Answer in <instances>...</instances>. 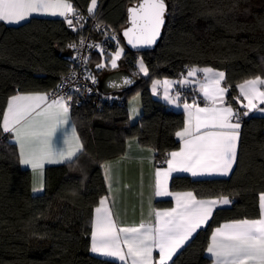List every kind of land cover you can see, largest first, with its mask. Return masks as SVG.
Here are the masks:
<instances>
[{
	"label": "trees",
	"instance_id": "1",
	"mask_svg": "<svg viewBox=\"0 0 264 264\" xmlns=\"http://www.w3.org/2000/svg\"><path fill=\"white\" fill-rule=\"evenodd\" d=\"M68 1L82 12L91 2ZM135 1L96 0L93 12L118 34L124 48L119 65L136 75V84L109 93L121 98V103H104L96 109L85 102L70 109L82 150L71 161L47 166L44 189L35 195L30 171L21 166L17 145L3 132L1 121L11 95L56 88L72 63L69 44L74 34L63 18L33 16L16 26L0 21V264H121L89 250L92 212L107 195L100 165L121 155L128 138L152 148L156 160L166 158L178 148L176 132L184 124V113L154 95L151 82L173 78L187 66L222 70L226 102L243 110L238 85L264 77V0H167L162 38L153 51L141 53L125 49L120 35L126 8ZM110 53H94L91 71L102 57L107 62ZM139 60L147 75L136 72ZM135 93L140 94L142 113L130 123L127 102ZM239 121L237 159L228 177L174 175L170 179L172 192L192 191L199 198L226 196L232 203L217 207L169 264H210L205 251L214 227L259 216L258 195L264 192V114L252 110ZM171 202V198L158 199L156 205Z\"/></svg>",
	"mask_w": 264,
	"mask_h": 264
},
{
	"label": "snow or ice",
	"instance_id": "2",
	"mask_svg": "<svg viewBox=\"0 0 264 264\" xmlns=\"http://www.w3.org/2000/svg\"><path fill=\"white\" fill-rule=\"evenodd\" d=\"M95 7L96 0H91L88 12L93 13ZM166 11L165 0H141L130 8L131 27L124 32L128 43L133 47L154 44L160 35ZM33 14L59 15L72 26L69 14L75 15V9L68 0H0V21L20 23ZM79 19L81 17H77V21ZM121 52L122 49L112 56L113 68L117 67L116 61ZM140 70L147 75L148 70L143 61H140ZM197 72L204 73L205 82L200 85V91L211 107L184 104L187 121L183 130L176 133L183 140V146L180 151L170 153L167 169L156 172L155 194L174 195L176 207L156 211L154 223L141 222L138 227H119L105 206V199H101L100 207L95 209L91 231L93 253L118 258L123 264H168L173 254L207 222L217 205L232 203L226 196L201 200L192 192L173 194L167 190V177L173 171L190 172L193 176L213 173L227 176L236 161L240 114L230 106L217 107V104H224L227 91L226 87L220 86L224 73L211 68H191L187 77H194ZM190 82L187 78L178 81L182 86ZM161 83L164 85V98L169 103H177L179 94L176 97L169 95L173 81H154L153 93ZM262 85L264 79L260 77L239 85L240 93L247 101L244 107L248 111L243 113L244 116L257 109V102L264 104V90L260 88ZM257 110L264 112V109ZM68 112L69 104L64 97L49 102L47 94H17L8 101L7 110L3 114L2 130L14 135L15 143L19 145L20 163L30 165L41 178L45 163L71 161L82 150L74 127L72 134L76 140L75 148L55 149L52 145V137L58 127L67 122ZM233 117L237 122H232ZM65 144H68L67 140ZM105 173L106 178L110 179L107 166ZM161 177L164 179L161 180ZM42 188L41 180L40 188H33V191ZM259 208V218L236 220L213 231L207 247L213 264H264V194L259 197ZM154 249L159 251V258L155 262Z\"/></svg>",
	"mask_w": 264,
	"mask_h": 264
},
{
	"label": "crops",
	"instance_id": "3",
	"mask_svg": "<svg viewBox=\"0 0 264 264\" xmlns=\"http://www.w3.org/2000/svg\"><path fill=\"white\" fill-rule=\"evenodd\" d=\"M33 16L47 17V18H63V17H61L59 15L53 16V15H50V14H33L29 18H31ZM29 18L27 20H29ZM27 20H25V21H27ZM25 21H21L20 23H5V22L4 23L6 25L16 26V25H19V24H21V23H23ZM121 49H122V52H121V55H122L124 48L119 47L116 50L112 51L108 55V61L107 62L104 61L105 57H102L100 62H98L95 65H93V67H91V68L94 71H91V72L96 77H98L100 79L103 76V74H105L107 72H110L112 70H116V69H119V68H124L123 66L119 65L120 64L119 59H120L121 55L116 61L117 67L113 68L111 66V58H112V56L114 55L115 52H117V51H119ZM140 61L141 60H139L138 63H137L136 72L139 75L144 76L146 74L140 70ZM97 65H103V67H97ZM191 68L203 69V68H211V67H191ZM100 69H103L102 73H100L98 71ZM211 69H213L214 71H218V72H223L224 73V71H222V70H218V69H214V68H211ZM189 70H187L185 72V78H187L188 80L191 81L189 84L192 87H194V89L196 90V95L198 96V99L184 100V101L178 99L177 103H175V104L169 103V101L164 98V85H163V83L157 85V90H156L155 93H153L152 89H153L154 81H161V82H163L165 80L173 81L172 78L154 79L151 82V86H150V89H151L152 93L154 95H157V92H159L160 93L159 98L163 102H165L168 107L173 108L175 110H181L184 113V124L178 131H182L183 130V128L185 127V123L187 121V111L184 108V104L185 103H188L190 105L194 104V105L202 107V108L203 107H211L209 102L204 98L203 93L200 91V85L205 82L204 73L203 72H197V74L198 73L203 74V77L201 79H199V80H196V76L187 77V72ZM97 71L99 73H97ZM257 77H260V78L264 79V77H261V76H257ZM255 78L256 77H254L252 79H255ZM252 79H248V80H252ZM244 82L240 83L239 85L243 84ZM239 85L237 87L238 94L240 95L239 102H240V105L242 107H244V105L247 104V101L243 99V96L240 93ZM220 86L221 87H226L225 84H224V80L221 82ZM172 87L173 86H171L169 88V95L171 97H176L177 95L173 92V88ZM260 88H261V90H264V85L260 86ZM17 94H21V95L47 94L49 102H51V100H52V99L49 98V94L46 91L17 92L15 94L11 95L8 98L6 106H5V109H4V112L7 110V105H8L9 99L12 96L17 95ZM225 97H226V93H225V96H224V104L223 105L217 104V107H227V106L232 107L231 105H229L226 102ZM263 106H264V104H259L257 102V109H263L262 108ZM127 107H128V118H129L130 123L136 122L137 119L140 117V115L142 113V103H141V97H140L139 93H135L134 95H132V97L127 102ZM244 108H246V107H244ZM257 109H254V111L258 112L260 114H264V112H261V111H259ZM194 110L195 109L193 108V111ZM233 110H234V108H233ZM2 122H3V117H2V121H1V126H2ZM232 122L233 123L237 122L235 117H233ZM239 123H240V121H239ZM240 125H241V123H240ZM73 127L75 128L76 137L79 138V144L82 145V142H81L80 137H79V135L77 133L75 124H74V122H73V120L71 118L70 109H69L67 122L62 124V125H60L58 127L57 131H56V134L52 137V145H53V147L55 149H67V148H70V147L71 148H75L76 147V140L73 138V134H72ZM9 134L11 135L12 140L15 142L14 135L11 134V133H9ZM239 137H240V129H239ZM239 137H238V141H237V149H238ZM177 138L179 139V146L175 150H172L170 153L180 151L181 147L183 146V143H184L183 140L181 138H179V137H177ZM65 140L68 141V144H65ZM16 145H17L18 153H19V145L18 144H16ZM79 152H77L76 155ZM170 153H168L164 164L157 165L156 164V159H155V151L152 148L144 147V146L139 145L138 141L135 138H128L125 141V149H124V152L121 155H119V156H117L115 158L109 159V160H105V161H103L101 163L100 168H101L102 176H103V179H104V182H105V186H106V191H107V195L104 198H102V199H105V206L110 210V212L112 213L113 219L115 220L116 224L119 227H138L141 222H143L145 224L154 223L155 222L154 213L156 211H166L168 209L176 207V200H175L174 195H172V196H157L155 194V192H156V180H157L156 172H157V170H164V169L168 168L167 160L171 159ZM236 159H237V154H236ZM66 161H69V160H65L64 162H66ZM64 162H62V163H64ZM235 163H236V161H235ZM235 163L233 164V168L235 166ZM56 164H61V163H45L44 168H43V176H42V178L39 176V174L37 172L33 171V169L31 168L30 165L21 164V166L23 168H26V169H28L30 171V175H31V192H32V194L35 195V194L42 193V191L44 189L45 168L47 166H49V165H56ZM106 166L108 167V174L110 176V179L106 178V173H105V167ZM233 168H232V170H233ZM232 170H231V172H232ZM231 172L227 176L219 175V174H215V173L193 176L190 172L173 171L167 177V190L169 192L173 193V194L192 192V191L172 192L170 190V188H169V182H170L171 177L174 176V175H187V176H189L191 178H220V177H228L231 174ZM163 179L164 178L161 177V180H163ZM41 180H42V183H43L42 190L34 192L33 188H40ZM261 194H264V192L259 193V195H258V204H259V197H260ZM165 198H171L172 202H171V204L169 206H157L156 205V200L165 199ZM196 198L197 199H201V200H210V199H218L220 197H209V198L196 197ZM219 206H226V205H217L213 209V211ZM97 207H100V203L97 204L94 207L93 212H92L91 231H92V225H93V222H94L95 216H96L95 209ZM259 215H260V208H259ZM257 218H259V216L256 217V218H245V219H257ZM208 220H207V222H208ZM238 220H241V219H238ZM233 221H236V220L224 221V222L220 223L219 225H217L216 227H214L212 229V231H211L207 247H208V245H209V243L211 241V235H212L213 231L217 227H221L222 225H224L226 223L233 222ZM207 222L202 224L200 228L204 227L207 224ZM200 228H198V229H200ZM194 233H193V235H194ZM207 247H206V251H205L206 255L209 256L210 259H211L210 264H213V258L208 254ZM181 248H179L173 254L171 260L168 261V264L172 261V259L175 257V255L181 250ZM89 250H90L91 254H93L95 256H98V257H101V258H106V259L113 260V261H116V262H119V263L123 264V262H121L118 258L104 257V256H100L97 253H93L91 251V232H90ZM126 250L127 249L125 248V251ZM153 258H154V262L156 260H158V258H159L158 249H154Z\"/></svg>",
	"mask_w": 264,
	"mask_h": 264
},
{
	"label": "built area",
	"instance_id": "4",
	"mask_svg": "<svg viewBox=\"0 0 264 264\" xmlns=\"http://www.w3.org/2000/svg\"><path fill=\"white\" fill-rule=\"evenodd\" d=\"M77 17H81V19L77 21ZM69 18L73 21L72 26H69L64 17L63 22L66 28L74 34V38L69 44L72 63L60 75L56 88L48 92L49 98L64 97L69 104V109L85 102H90L96 109H99L104 103H121V98L102 92L99 87V78L91 72L89 67V60L94 53L105 56L114 47H120L118 34L105 23L98 21L94 12L90 14L88 11H75V15L69 14ZM70 45H75V47H71ZM190 68L187 66L184 71H180L172 78L174 82L172 85L173 92L176 95L179 94V99L183 101L188 100V98H192V100L198 99L194 87L189 83L183 86L178 83V81L185 78V72ZM202 77L203 74L198 73L196 80ZM157 95H160V93L157 92ZM68 97H71V99L68 100ZM237 98L240 99L239 94ZM262 108L264 109V106ZM234 111L240 114V118L244 116L243 113L248 111V109L244 107L243 110L234 108ZM166 155L167 153H165ZM165 159L164 157L157 159L156 164H164Z\"/></svg>",
	"mask_w": 264,
	"mask_h": 264
},
{
	"label": "water",
	"instance_id": "5",
	"mask_svg": "<svg viewBox=\"0 0 264 264\" xmlns=\"http://www.w3.org/2000/svg\"><path fill=\"white\" fill-rule=\"evenodd\" d=\"M141 0H136L135 3L129 4L126 8V22L125 25L120 29V35L123 39L124 47L127 50H130L135 53H141V52H146V51H153L157 45L159 44L162 35H163V29L166 25L167 22V11H168V4L167 0H165L166 5H167V11L165 13L164 17V24L161 27L160 35L156 39L155 43L152 44L151 46L147 45H138L136 47H133V45L128 43V37L124 35V32L131 27L130 23V14H129V9L132 7H135L138 3H140ZM125 81H130V83H125ZM137 82V77L136 75L132 74L130 71H128L125 68H119L116 70H112L110 72H107L103 74V76L99 79V87L104 93H111L114 91H120V90H125L128 89L132 86H134Z\"/></svg>",
	"mask_w": 264,
	"mask_h": 264
},
{
	"label": "rangeland",
	"instance_id": "6",
	"mask_svg": "<svg viewBox=\"0 0 264 264\" xmlns=\"http://www.w3.org/2000/svg\"><path fill=\"white\" fill-rule=\"evenodd\" d=\"M90 6H91V2H90V4H89V7H90ZM120 47L123 48V46H122L121 44H120Z\"/></svg>",
	"mask_w": 264,
	"mask_h": 264
}]
</instances>
